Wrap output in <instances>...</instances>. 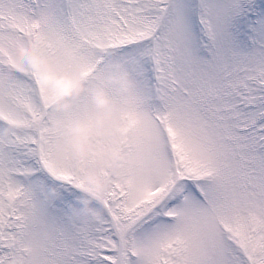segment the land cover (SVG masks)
Segmentation results:
<instances>
[{"label": "snow or ice", "instance_id": "1", "mask_svg": "<svg viewBox=\"0 0 264 264\" xmlns=\"http://www.w3.org/2000/svg\"><path fill=\"white\" fill-rule=\"evenodd\" d=\"M0 264H264V0H0Z\"/></svg>", "mask_w": 264, "mask_h": 264}, {"label": "clouds", "instance_id": "2", "mask_svg": "<svg viewBox=\"0 0 264 264\" xmlns=\"http://www.w3.org/2000/svg\"><path fill=\"white\" fill-rule=\"evenodd\" d=\"M28 56H29V59L32 62L33 66L38 68V69L44 63L42 58H40L35 53V51L33 49H28ZM49 79H50L49 77H45L46 82H48ZM115 79H116V82H118V83L124 82V84H125L124 91L128 92L131 90L130 83L125 82L126 81L125 77L119 76V77H116ZM58 86L60 87L61 91H63V92L70 91V84L68 81H58ZM96 101H97L98 106L101 109L112 107V102H111L109 96L103 90H101L97 94ZM131 102L132 101H130V103ZM101 123H103L102 120H101ZM83 130H85V126L83 124H79L76 126L75 129L71 130V134L79 135ZM89 150H90V144H88L87 142H84V141H81L79 147L77 148L78 154H82V155L86 154ZM112 155L116 161L126 160V157L119 151L113 152ZM88 180L91 181L93 183V185L99 189H106L108 187V184L105 182L104 178L95 171H93L89 174Z\"/></svg>", "mask_w": 264, "mask_h": 264}]
</instances>
